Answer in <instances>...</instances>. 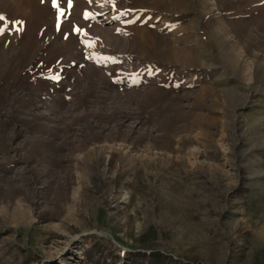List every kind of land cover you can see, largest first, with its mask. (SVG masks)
I'll use <instances>...</instances> for the list:
<instances>
[{
  "label": "rangeland",
  "instance_id": "obj_1",
  "mask_svg": "<svg viewBox=\"0 0 264 264\" xmlns=\"http://www.w3.org/2000/svg\"><path fill=\"white\" fill-rule=\"evenodd\" d=\"M0 18V264H264V0Z\"/></svg>",
  "mask_w": 264,
  "mask_h": 264
},
{
  "label": "trees",
  "instance_id": "obj_2",
  "mask_svg": "<svg viewBox=\"0 0 264 264\" xmlns=\"http://www.w3.org/2000/svg\"><path fill=\"white\" fill-rule=\"evenodd\" d=\"M113 257V251L107 245L100 242H94L85 250L87 264H106L105 257ZM128 263L126 264H190L186 262H174L172 258L159 252L149 254L143 252H130L126 255Z\"/></svg>",
  "mask_w": 264,
  "mask_h": 264
},
{
  "label": "snow or ice",
  "instance_id": "obj_3",
  "mask_svg": "<svg viewBox=\"0 0 264 264\" xmlns=\"http://www.w3.org/2000/svg\"><path fill=\"white\" fill-rule=\"evenodd\" d=\"M54 6H55V0H54ZM0 19H2V18H0ZM0 31H3V29H0Z\"/></svg>",
  "mask_w": 264,
  "mask_h": 264
},
{
  "label": "crops",
  "instance_id": "obj_4",
  "mask_svg": "<svg viewBox=\"0 0 264 264\" xmlns=\"http://www.w3.org/2000/svg\"><path fill=\"white\" fill-rule=\"evenodd\" d=\"M6 9V8H5ZM6 10H8V9H6Z\"/></svg>",
  "mask_w": 264,
  "mask_h": 264
}]
</instances>
